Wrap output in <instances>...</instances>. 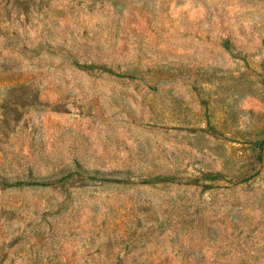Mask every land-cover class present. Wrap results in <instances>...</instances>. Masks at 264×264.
<instances>
[{
	"label": "rangeland",
	"instance_id": "rangeland-1",
	"mask_svg": "<svg viewBox=\"0 0 264 264\" xmlns=\"http://www.w3.org/2000/svg\"><path fill=\"white\" fill-rule=\"evenodd\" d=\"M0 264H264V0H0Z\"/></svg>",
	"mask_w": 264,
	"mask_h": 264
}]
</instances>
